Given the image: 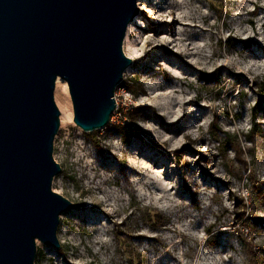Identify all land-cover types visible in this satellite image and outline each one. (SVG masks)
Wrapping results in <instances>:
<instances>
[{"label":"rangeland","instance_id":"obj_1","mask_svg":"<svg viewBox=\"0 0 264 264\" xmlns=\"http://www.w3.org/2000/svg\"><path fill=\"white\" fill-rule=\"evenodd\" d=\"M137 7L123 41L132 65L106 127L84 133L55 85L52 190L74 208L60 216V248L39 243L34 264H264V103L251 117L264 81V0ZM138 85L133 96L127 87Z\"/></svg>","mask_w":264,"mask_h":264},{"label":"water","instance_id":"obj_2","mask_svg":"<svg viewBox=\"0 0 264 264\" xmlns=\"http://www.w3.org/2000/svg\"><path fill=\"white\" fill-rule=\"evenodd\" d=\"M138 13L137 0H0V264H34L37 242L60 248L74 204L52 190L55 84L66 83L78 128L106 127Z\"/></svg>","mask_w":264,"mask_h":264},{"label":"trees","instance_id":"obj_3","mask_svg":"<svg viewBox=\"0 0 264 264\" xmlns=\"http://www.w3.org/2000/svg\"><path fill=\"white\" fill-rule=\"evenodd\" d=\"M246 44H244V46H246ZM254 89L256 90V97L257 100L255 102V105L253 106V109L251 111V117L252 119L255 118L256 116V112L258 111V109L260 108V106L264 103V81H261L259 83H255L254 84ZM127 90L133 95V96H137L138 94H140L141 92H143L142 86L138 85V89L136 91H134L131 87H127ZM126 118L128 121L130 122H135L136 118L134 116V114L128 113L126 115ZM248 142H251V139H248ZM234 150L235 153L240 156L241 155V149L239 147L238 143H235L234 145ZM244 164V163H243ZM236 203L238 204V206H240L241 200L236 201ZM153 215V216H152ZM147 218L149 220H153L155 222V225L160 226L163 222H164V216L162 215L161 212L157 211V210H153L150 211L149 214L147 215ZM249 219H245V221L243 222V224L245 225L246 229L249 228ZM145 263V259H142L141 261H139L138 264H144Z\"/></svg>","mask_w":264,"mask_h":264},{"label":"bare ground","instance_id":"obj_4","mask_svg":"<svg viewBox=\"0 0 264 264\" xmlns=\"http://www.w3.org/2000/svg\"><path fill=\"white\" fill-rule=\"evenodd\" d=\"M256 13H257V9L253 12V15H256ZM134 23H130V25L127 28L126 38H125V45L126 46L128 45L129 34L131 32L132 25ZM55 85H56V93H57V91H59V89H62V91L64 93L65 105H66V108L69 111V117H68V119L72 122V112H71L70 98H69V95H68L67 85H66V83L63 80H61L59 78L57 79ZM56 103H57V106L59 107V109L61 110V107H60V104L57 101V98H56ZM63 123H64V118H63V115H62V117H61V124H63ZM39 245H40L39 242H37V246H39Z\"/></svg>","mask_w":264,"mask_h":264},{"label":"built area","instance_id":"obj_5","mask_svg":"<svg viewBox=\"0 0 264 264\" xmlns=\"http://www.w3.org/2000/svg\"><path fill=\"white\" fill-rule=\"evenodd\" d=\"M117 112V106H116V109H115V111H114V114Z\"/></svg>","mask_w":264,"mask_h":264}]
</instances>
